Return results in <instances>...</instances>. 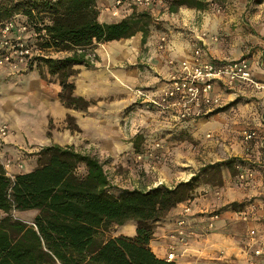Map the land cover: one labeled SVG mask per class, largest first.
I'll return each instance as SVG.
<instances>
[{
  "label": "trees",
  "instance_id": "16d2710c",
  "mask_svg": "<svg viewBox=\"0 0 264 264\" xmlns=\"http://www.w3.org/2000/svg\"><path fill=\"white\" fill-rule=\"evenodd\" d=\"M162 1L171 13L180 9L206 11L211 6L205 0ZM256 2L259 5L264 0ZM99 15L97 0H0V23L10 19H15L17 26L30 23L40 35L41 50L69 53L64 58H41L36 68L45 66L51 75L58 76L61 104L82 112L95 102L75 93L71 81L76 74L74 67L91 68L88 55L98 44L131 39L137 34H142L145 44L153 25L147 11L133 12L115 23H101ZM33 70L31 66L29 71ZM142 138L139 132L135 141ZM134 149L138 150L137 144ZM36 156V167L14 178L0 162V212L4 215L0 219V264H170L151 250L157 225L169 220L180 205L195 199L200 174L213 170L220 175L223 167L244 164L230 159L203 168L200 174L174 187L162 184L129 190L111 183L97 156L81 153L74 146L54 144ZM243 207L230 206L233 210ZM28 212H36L31 223L13 216ZM130 222L136 225L135 236L106 237L115 227Z\"/></svg>",
  "mask_w": 264,
  "mask_h": 264
},
{
  "label": "rangeland",
  "instance_id": "374dc122",
  "mask_svg": "<svg viewBox=\"0 0 264 264\" xmlns=\"http://www.w3.org/2000/svg\"><path fill=\"white\" fill-rule=\"evenodd\" d=\"M102 1L115 5L117 0ZM124 1L125 9H120V13L117 16L112 15L114 21L118 22L128 17L133 12L141 11L139 8L130 5L131 0ZM208 1L211 5L208 9V11H210L209 13H211L210 15L216 17L220 24L231 28V32L240 33L250 38L257 37L264 40V3L258 5L256 0ZM157 6L158 4H155L154 8L157 9ZM163 10V8L160 10L161 14L164 13ZM157 11L158 10H156V12ZM179 12H182L183 15L180 13L175 14L173 18L174 26L177 27L178 32L184 33V36L191 34L185 30L189 25L184 26V23L187 21V16L191 18L196 17L193 14L196 10L180 9ZM188 12H192V15H189ZM168 18L171 20V17ZM163 19L162 22H155L153 19V26L156 29H162L164 24L170 22L167 20V17H163ZM157 23H159V25H157ZM243 23L247 24L248 27L244 26V28H241L239 24ZM222 39L225 41L228 40L229 37L223 35ZM255 42L257 43L258 40L241 46L236 45V48L245 52L251 48L252 51H254L256 49L261 50V48L264 47V45H259L258 43L257 45ZM96 47L97 45L90 49L92 51V56L96 54L94 51ZM252 54L253 53H247L244 55L251 56ZM67 55H69V53H61L54 56L64 58ZM47 56L51 57V54H47ZM95 61L96 64L91 67L92 69L89 68L91 70L87 72L83 69H75L74 67L76 74L71 78V81L75 84V93L77 86L88 89L90 93L92 92L94 98L91 101L95 102L92 106L93 110H95L94 113L91 114L92 116H96V119H99L100 116L109 114L108 117L111 115L113 116V121H108L105 125H99L91 120V125H88L89 123L85 122H90L87 120L89 109L82 112L67 109L62 105L65 109L69 110V113H67L61 122H55L51 113L47 116V131L46 134L43 133L42 144L37 146L27 145L22 149L18 146L13 148L15 149L14 151H7L5 148H0L1 164L7 163L8 161L11 162L10 168L8 170L5 169L8 176L14 178L18 172H26L31 165L30 162L33 160V164H35L36 167V155L43 148L54 144H60L61 146H74L76 150L81 153L97 156L104 163L105 170L111 183L121 189L133 190L153 188L154 177L158 179V176L162 178L171 177L172 182L168 183V187H174L180 182H186L184 180L189 176L191 171L194 176L200 174L203 168L206 169L209 166L225 163L235 158L243 161L244 164L240 167H223L220 175L208 169L206 173L200 174L199 180L197 181L198 186L195 199L199 196L198 189L201 186H219L221 182L223 183L225 181V177L227 176L231 177L238 186H247V184L255 180V174L249 181H246L241 175H245L249 172L248 170H251L250 172H254L252 169L260 170L259 164L255 161L256 158H248L247 156L249 154L244 152L245 146L248 147L250 145V147H253L254 144H259V141L246 143L243 140V133L245 131L254 130L252 129L255 126L254 120L256 117L254 115H256V113L259 115L262 113L263 107L259 106V101L257 99L236 102L233 105L234 109L230 106L226 111L219 113L222 114L221 117L216 114V116L206 120L201 119V122H193L191 125L179 123L165 127L159 126L160 129L154 132V129H150V127L147 126L142 130L143 138L141 140L135 141L136 136L131 137L130 135H128L127 139H120L119 143H123L126 147L131 146L132 149H125L124 153H117L115 155V153L113 154L111 151L106 150L105 142L94 139L96 134H93V132L102 130L113 138L117 136L116 133L119 132L120 129L115 117H118L117 114L120 110L118 107H120V105L118 106L115 102L117 95H120L117 90L120 89H118L116 83H120L113 73L109 74L110 76H105V73H103L100 68L95 67L98 65V59L95 58ZM25 72L26 70L16 73L0 70V120L8 126H10L9 124L11 122H22L24 120H32L36 123V121L41 118L42 112L39 104L41 102L39 100L41 99L39 97L43 96L42 91L47 92L50 99L51 96L52 98L53 96L57 97L54 95V92L51 93V91L46 90L55 91V87L60 86L58 76L51 75L45 66L34 68L32 72ZM25 75H27L26 78ZM93 82L96 83V88L95 90H90ZM102 87L107 90L105 93L102 92L100 94V88ZM125 89L135 97L130 89ZM49 102L51 104L52 100H49ZM101 103L103 105H101ZM51 106L53 107V105ZM101 106H103L104 109H100ZM135 106L136 105H132V107ZM52 107L51 111H53ZM141 114H136L134 117L136 119L139 118L138 120L145 119V116H143L145 114L142 115V118ZM83 119L85 120L84 122ZM153 119L161 121L156 117ZM123 123L125 122L123 121ZM149 124L151 123L149 122ZM13 134H15L14 130L10 129L8 137ZM35 135L39 134L36 133ZM135 144L138 145V150L134 149ZM140 157L141 159H139ZM16 167H18L17 171L15 170ZM153 168L156 171H153ZM176 174H178V177L174 176ZM227 208L229 211L235 213L237 220H240V211L246 210L245 207L241 210L238 208L237 210H233L230 207ZM224 209L217 212L221 213ZM13 216L16 220L31 223L36 216V212L14 213ZM2 217H4V215L0 213V219ZM162 224H164V222L157 225V227L162 226ZM119 234L134 236L136 234V225L129 224L124 228L115 227L106 234V237L110 238ZM231 250L233 251V249ZM253 260L255 264H261L260 260ZM211 261L214 264H238L237 262L240 260L236 255H232L228 258L224 256L221 260L212 259ZM189 262L194 263V260L189 259Z\"/></svg>",
  "mask_w": 264,
  "mask_h": 264
},
{
  "label": "crops",
  "instance_id": "0c3cea01",
  "mask_svg": "<svg viewBox=\"0 0 264 264\" xmlns=\"http://www.w3.org/2000/svg\"><path fill=\"white\" fill-rule=\"evenodd\" d=\"M206 1L209 2L208 0ZM97 6L100 11L99 21L101 23L117 22L114 21L112 16V12L114 10L113 4L97 0ZM121 9H125V6ZM156 10L158 11L156 12ZM160 10H162V7L157 6V9L152 8L151 11L149 10L147 12L151 13L155 22H162V20H164L163 17L167 16L164 13L161 14ZM209 12L210 11L208 10L196 11L193 14L197 18H191L189 16L186 17L187 21L184 23V26H189L184 29L191 33L186 36H184V33L177 31V27L174 26L175 24L173 18L170 20V18L167 17V20L170 22H168V24H164L162 29H156L153 25L151 26L150 36L145 44L142 42V34H137L131 39L98 44L94 49L98 59V65L95 67L100 68V70L105 73V76H110L109 74L113 73L117 81L120 83H116L118 89H120L117 90L120 95H117L115 102L118 106L120 105V107H118V109H120L117 114L118 117H115L120 129L119 132L116 133L117 136L113 138L102 130L99 132H96L97 130L93 132V134H96L94 139H98L100 142H105V148L107 151L109 150L111 153H115L116 155L117 153H124L125 149H132L131 146L126 147L123 143H119L120 139H127L128 135L134 137L139 132H142V130L147 126H149L150 129H154V132L160 129L159 126L165 127L171 124H179L172 118L163 119L159 118L152 112H148L144 106H142L143 104L138 102L137 99L125 88H141L149 90L153 94H160L168 86V75L171 71V68L168 66V60L173 59L180 62L185 59H192L193 51L191 43L200 31H206L209 38L212 36L219 37V41L215 43L208 38V45L205 48L202 57L203 61L221 62L227 59L247 58L251 64L254 78L264 86V47L261 48V50L256 49L254 51H252L251 48L245 52L236 48V45L241 46L246 43L254 42L255 40H258L257 43L259 45H264V40L257 37L250 38L241 35L240 33L237 34L231 32V28L220 24L216 17L211 16V13ZM179 13L180 12L178 11L175 14ZM188 13L189 15H192V12ZM180 14H182V12ZM157 25H159V23H157ZM239 25L241 28L247 26L245 23ZM223 35H226L229 39L224 41L222 39ZM161 36H167L169 40L167 50L164 52L158 51V42ZM257 43L255 42V44ZM247 53L253 54L251 56H245L244 54ZM177 67L178 65L175 66V69ZM75 69H83L87 72L92 68L89 69L78 66L75 67ZM0 70L13 73L24 71L23 69L14 70L11 68H4ZM26 77L27 75H25V78ZM95 88L96 83L93 82L90 90H95ZM106 90V88L102 87L100 88L99 93H105ZM46 91H51V93L54 92V95L57 97L53 96V98H55L53 99L51 96L50 99L49 94L42 91L43 96L39 97L41 99L39 100L41 101L39 103L42 112L41 118L36 121V123L32 120L11 122L9 124V128L14 130L15 134L5 139L0 138V148H5L7 151H14L15 149L13 148L18 146L22 149L27 145H40L43 141V133L46 134L47 131V116L51 113L55 122H61L65 118L67 113H69V110L65 109L58 99L61 87L56 86L55 91ZM215 91L216 93L221 94L226 107L232 105V108L234 109L233 105L236 102L251 99H257L259 101V106L263 107L260 115L257 113L254 115L256 117L254 120L255 126L252 128L258 131L261 144H254L253 147H250V145L248 147L245 146L244 149V152L249 154L247 156L248 158H256L255 161L259 164L260 170L258 171L252 169L254 172L251 173L253 177L255 174V180L247 184V186H238V184L234 182L231 177L227 176L221 186L203 185L198 189L199 196L192 201V213L188 217L189 224L196 229L198 237L195 240H191V249L188 253L181 255L175 264H214L211 261L212 259L221 260L224 256L228 258L232 255H236V257L239 258L240 261L237 262L238 264H246L249 259V257L245 254L246 245L249 240V232L253 229L256 230L258 232L259 240L264 242V89L259 91L247 90L242 93L239 91L234 93L226 92L222 88H216ZM76 94L88 101H91L94 98L92 92L90 93L88 89L80 88L78 86L76 88ZM49 100H52L51 104ZM102 103L101 105H103ZM51 105H53V107ZM132 105L136 106L132 107ZM51 107L53 111H51ZM100 109H104V107L101 106ZM94 111L93 107L89 108V116L87 120L90 122H85L89 123L88 125H91V120L95 121V123L99 125H105L108 121H113V116L111 115L108 117L109 114H104L103 116H100L99 119H96V116L91 115ZM136 114H141V118L142 115L145 114L143 115L145 116V119H136L134 117ZM213 116L216 115H212L202 120H206ZM217 116L221 117L222 114H218ZM154 117L161 121H156V119L154 120ZM84 121L85 120L83 119V122ZM123 121L125 123H123ZM149 122L151 124H149ZM5 124L6 123L0 120V127ZM184 125L188 124L184 123ZM36 133L39 135H35ZM30 163L31 165L26 172H18L16 175L32 171L35 167V164H33L34 160ZM15 170L17 171L18 167H16ZM153 171L156 170L154 169ZM248 171L250 172L251 170ZM177 175L178 174L174 176ZM192 176L193 173L191 171L189 176H187L184 181H189ZM158 177V179L154 177L153 188L157 187L160 183L168 186V183L172 182L171 177ZM232 204H244L245 209L250 212V220L248 222H243L240 218V220H237L235 213L233 211H229L227 208ZM183 207V205H180L177 209L173 210L169 215V220L165 221L162 226L157 227L154 240L151 242L150 247L157 258L161 260H165L167 247L171 242L170 233L174 230L175 222L179 219ZM222 209L224 210L219 213L220 219L215 222V228L205 235L204 233L206 232V227L210 221L211 214L217 211L220 212ZM129 224H133L135 226V223L133 222H130L125 226H128ZM125 226L119 228H124ZM120 235L127 236L119 234L113 237H118ZM231 249H233V251ZM179 252L182 251L179 250ZM222 253L223 256H221ZM189 259L194 260V263H190ZM262 264H264V262Z\"/></svg>",
  "mask_w": 264,
  "mask_h": 264
},
{
  "label": "built area",
  "instance_id": "2783aa9c",
  "mask_svg": "<svg viewBox=\"0 0 264 264\" xmlns=\"http://www.w3.org/2000/svg\"><path fill=\"white\" fill-rule=\"evenodd\" d=\"M155 4L164 9V14L167 17H175V13H171L162 0H131L130 2V5L139 8L141 11L151 10ZM124 5V0H117L112 14L114 16L119 15L120 9ZM45 34L43 30V38H45ZM39 36L31 29L30 23L17 26L15 19L0 23V69L11 68L29 71L31 66L37 67L39 59L49 58L47 54L50 51L39 48ZM208 38L206 31L198 32L191 43L192 59H185L180 62L173 59L168 60V66L171 68L168 75V86L160 94H153L149 90L141 88H128L148 112L154 113L159 118H172L177 123H192L210 117L217 110L226 107L221 94L216 93V88H222L226 92L232 93L264 89V86L254 78L251 64L247 58L227 59L221 62L203 61L202 57L208 45ZM209 39L214 43L219 41L217 36H212ZM168 44V37L161 36L158 42V51H166ZM50 54L52 58H57L53 52ZM88 58L91 60L92 66L96 64L95 55H88ZM176 65L178 67L175 69ZM9 134L8 125L5 124L0 127L1 139L7 138ZM243 140L246 143L255 141L260 143V137L256 130L245 131ZM2 165L8 170L11 162L8 161ZM241 177L249 181L253 175L249 172L245 175L242 174ZM160 185L162 183L158 186ZM191 205L192 202L183 204L181 215L175 222L174 230L170 233L171 242L167 247L165 257L167 263H176L181 255L188 253L191 249V240L198 237L196 229L188 221V217L192 213ZM239 216L243 222L250 220L248 210L240 211ZM219 219L218 213L211 214L205 235L215 228V222ZM245 254L249 257L247 264H255L253 259L260 260L261 264L264 262V242L259 240L258 232L254 229L249 232Z\"/></svg>",
  "mask_w": 264,
  "mask_h": 264
}]
</instances>
